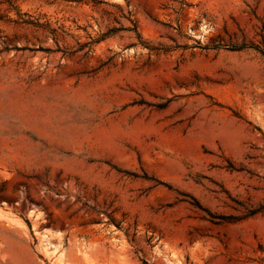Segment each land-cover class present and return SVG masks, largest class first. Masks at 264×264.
I'll list each match as a JSON object with an SVG mask.
<instances>
[{"label": "rangeland", "instance_id": "374dc122", "mask_svg": "<svg viewBox=\"0 0 264 264\" xmlns=\"http://www.w3.org/2000/svg\"><path fill=\"white\" fill-rule=\"evenodd\" d=\"M143 263L264 264V0H0V264Z\"/></svg>", "mask_w": 264, "mask_h": 264}, {"label": "trees", "instance_id": "16d2710c", "mask_svg": "<svg viewBox=\"0 0 264 264\" xmlns=\"http://www.w3.org/2000/svg\"><path fill=\"white\" fill-rule=\"evenodd\" d=\"M95 4H99V3H95ZM119 10H120V12H121V14H122V17H124L125 14H124L123 10H122V9H119ZM114 32H115L114 30H109L106 34H103V35L101 36V38L99 39V41H102V40L107 39V38L110 37ZM85 48H86V46H85V45H82V46L79 47V51H82V50H84ZM143 264H146V263H143Z\"/></svg>", "mask_w": 264, "mask_h": 264}, {"label": "bare ground", "instance_id": "6f19581e", "mask_svg": "<svg viewBox=\"0 0 264 264\" xmlns=\"http://www.w3.org/2000/svg\"><path fill=\"white\" fill-rule=\"evenodd\" d=\"M54 252V251H53Z\"/></svg>", "mask_w": 264, "mask_h": 264}]
</instances>
